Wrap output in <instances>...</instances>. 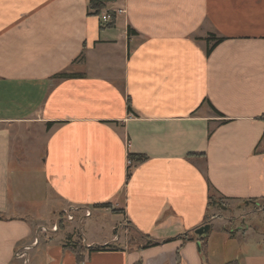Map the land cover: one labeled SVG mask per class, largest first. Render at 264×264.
I'll use <instances>...</instances> for the list:
<instances>
[{"label": "crops", "instance_id": "obj_1", "mask_svg": "<svg viewBox=\"0 0 264 264\" xmlns=\"http://www.w3.org/2000/svg\"><path fill=\"white\" fill-rule=\"evenodd\" d=\"M88 4L0 0V264L22 247L27 264H212L205 237L233 223L215 207L264 206V0H106L111 26ZM69 207L120 217L110 249L38 230ZM256 247L237 262L264 264Z\"/></svg>", "mask_w": 264, "mask_h": 264}, {"label": "rangeland", "instance_id": "obj_2", "mask_svg": "<svg viewBox=\"0 0 264 264\" xmlns=\"http://www.w3.org/2000/svg\"><path fill=\"white\" fill-rule=\"evenodd\" d=\"M219 206L215 207L214 213L217 212L216 214L221 215L224 220L229 219V223L232 219L233 223L225 227L223 232H217L213 229L210 234L205 235L206 244L203 245V253L205 255H213L212 264H223V260L229 262L235 260L234 264H239V258L243 257L247 252L256 250V246L260 245L262 241L264 242V206L242 207L241 203L234 202H225V204ZM56 213L57 211L54 212V215ZM63 215L64 210L62 209L52 219V224L59 217L61 220H58V229L63 223H71L70 227L73 229L74 234L79 235L81 238L86 236L88 241L94 239L96 240L95 242L101 243L106 241L105 244H109L112 243L111 238L113 235L117 234L115 229L119 225L120 217L118 215H108L102 211H96L91 217L87 219L83 218L81 222H79L81 213H74V221H66ZM243 219L248 221H244ZM97 224H100L102 228H98ZM232 224L234 226H231ZM254 225H257V229L254 228ZM216 233H222L226 237ZM130 235L133 234L130 233ZM18 251L27 253L28 249L22 247ZM17 259L22 260L23 264H27L24 261V257Z\"/></svg>", "mask_w": 264, "mask_h": 264}, {"label": "trees", "instance_id": "obj_3", "mask_svg": "<svg viewBox=\"0 0 264 264\" xmlns=\"http://www.w3.org/2000/svg\"><path fill=\"white\" fill-rule=\"evenodd\" d=\"M104 1L106 0H89V8L93 11L92 13L97 15L99 14V12L103 9H105L104 7ZM112 22V21H111ZM111 22H108L107 24L109 26L112 25ZM207 40H211L213 41L210 45H208V48H207V53L210 52V50L216 45L218 44L222 38H216L214 35H212V37H208ZM129 158L131 159V161H133L135 158H141L142 156L139 155H134V154H129L128 155ZM217 202V200H214V204ZM104 206V205H102ZM192 237H188L187 234H180V235H176L175 237H173L172 239H180L182 242H185V241H188L190 240ZM200 239L204 238V237H199ZM172 239H169V240H172ZM72 248H76V246L79 245V247L81 246V237L79 235L75 236V237H71L68 239V243L66 245H68ZM152 244V243H150ZM145 246H148V245H144ZM94 249H98V250H105V249H110V246L105 244V245H102V246H94ZM77 258H79V255H77ZM178 260V259H177ZM235 262H229L227 264H234ZM138 264V262L136 263Z\"/></svg>", "mask_w": 264, "mask_h": 264}, {"label": "built area", "instance_id": "obj_4", "mask_svg": "<svg viewBox=\"0 0 264 264\" xmlns=\"http://www.w3.org/2000/svg\"><path fill=\"white\" fill-rule=\"evenodd\" d=\"M124 10L121 8L118 9H110V8H105L103 10L100 11L99 13V18L102 22H110L116 15L123 13ZM127 164L130 165L131 164V160L128 159ZM77 208H73V207H69L67 210L64 209V215L63 217H65L66 221H74L75 220V215L74 213H76ZM91 211L89 209H85L83 211V214L81 215V217L79 218V222L82 221V219L84 217H88L90 216ZM58 220L60 221L61 219L58 217V219L56 220V222H54L53 224H51L50 227H46V226H40L38 228L39 231L41 232H55L58 230ZM36 241L34 240V243ZM30 247H25V249H29ZM15 257L17 258H23L24 257V261L27 262V257L25 256V252L23 251H16L15 252Z\"/></svg>", "mask_w": 264, "mask_h": 264}, {"label": "water", "instance_id": "obj_5", "mask_svg": "<svg viewBox=\"0 0 264 264\" xmlns=\"http://www.w3.org/2000/svg\"><path fill=\"white\" fill-rule=\"evenodd\" d=\"M209 228H210L209 224L206 223V224H203V225L199 226L198 228H196L194 230V233L198 237H201V236L206 235L208 233Z\"/></svg>", "mask_w": 264, "mask_h": 264}]
</instances>
